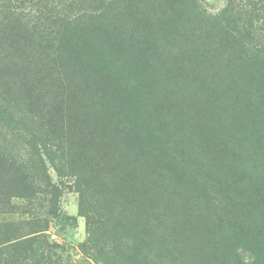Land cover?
Masks as SVG:
<instances>
[{"label":"rangeland","instance_id":"374dc122","mask_svg":"<svg viewBox=\"0 0 264 264\" xmlns=\"http://www.w3.org/2000/svg\"><path fill=\"white\" fill-rule=\"evenodd\" d=\"M229 4L0 0V264H264V26Z\"/></svg>","mask_w":264,"mask_h":264},{"label":"trees","instance_id":"16d2710c","mask_svg":"<svg viewBox=\"0 0 264 264\" xmlns=\"http://www.w3.org/2000/svg\"><path fill=\"white\" fill-rule=\"evenodd\" d=\"M97 4L100 6L99 8H102L101 5H103L104 0H95ZM159 1V0H157ZM171 2V6L169 8V13H173L181 17H191V15L194 12V5L196 0H167ZM238 0H230V4L227 7V11L231 9L232 13H242L244 14L245 22V28L246 30H251L253 25L255 23H261L262 26H264V20L263 16L259 11L261 10V6L264 4V0H244L246 1V4L238 9L237 6H234V2ZM243 1V0H242ZM233 4V5H232ZM235 7V8H234ZM230 17V16H229ZM238 23L239 21H235L232 17L226 20L225 27H228L229 30H231L233 33H236L238 30ZM10 29V31L15 32L11 33L10 36L6 34L8 37V42L15 41V39L20 38L23 39L28 37L25 27L18 21H15L13 23V26H5ZM227 28V29H228ZM77 44H73L71 46H76ZM257 54H260L259 57H254V62L252 64L255 66L257 64L260 65V72L264 75V51H257ZM64 222L62 219L58 220L59 224H62Z\"/></svg>","mask_w":264,"mask_h":264}]
</instances>
